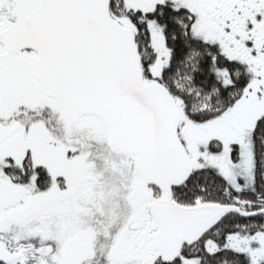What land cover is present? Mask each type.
<instances>
[{"label": "snow or ice", "instance_id": "obj_1", "mask_svg": "<svg viewBox=\"0 0 264 264\" xmlns=\"http://www.w3.org/2000/svg\"><path fill=\"white\" fill-rule=\"evenodd\" d=\"M0 264H264V0H0Z\"/></svg>", "mask_w": 264, "mask_h": 264}]
</instances>
